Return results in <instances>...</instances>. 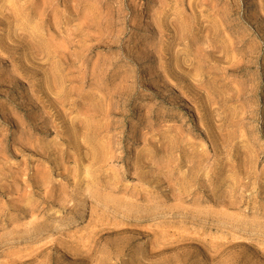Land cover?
Returning a JSON list of instances; mask_svg holds the SVG:
<instances>
[{"label": "rangeland", "instance_id": "374dc122", "mask_svg": "<svg viewBox=\"0 0 264 264\" xmlns=\"http://www.w3.org/2000/svg\"><path fill=\"white\" fill-rule=\"evenodd\" d=\"M0 264H264V0H0Z\"/></svg>", "mask_w": 264, "mask_h": 264}, {"label": "bare ground", "instance_id": "6f19581e", "mask_svg": "<svg viewBox=\"0 0 264 264\" xmlns=\"http://www.w3.org/2000/svg\"><path fill=\"white\" fill-rule=\"evenodd\" d=\"M59 80V79H58Z\"/></svg>", "mask_w": 264, "mask_h": 264}]
</instances>
